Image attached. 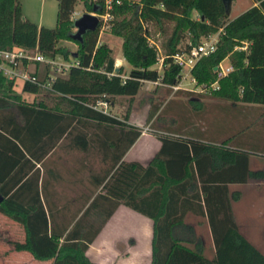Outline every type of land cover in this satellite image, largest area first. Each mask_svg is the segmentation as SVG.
I'll list each match as a JSON object with an SVG mask.
<instances>
[{"label":"trees","instance_id":"1","mask_svg":"<svg viewBox=\"0 0 264 264\" xmlns=\"http://www.w3.org/2000/svg\"><path fill=\"white\" fill-rule=\"evenodd\" d=\"M78 1L58 0L57 24L48 27L26 18L20 0H0V49H38L71 63L66 75L56 74L52 80L36 72L45 85L24 83L22 91L44 92L53 103L45 98L26 101L15 82L0 74V212L25 228L26 240L17 249L52 258V264H98L87 250L123 203L154 221L151 264H264V252L241 231L233 208L241 191L232 190L231 184L264 179V168L251 169L247 145L233 143L235 137L220 141L207 132H168L159 136L161 146L149 163L127 161L123 157L141 128L129 123L128 116L122 119L94 107L99 99L111 106L117 96H134L145 80L177 83L182 67L174 55L218 31L217 49L192 70L197 85L227 100L264 104V0H255L234 18L223 0H113L110 8L106 0H82L101 18L82 41L72 37ZM107 14L112 32L124 38L129 73L116 65L113 48L100 41ZM169 22L174 27L161 55L151 42L150 26L166 29ZM187 34L193 42L183 48ZM61 40L79 47L71 51L58 46ZM226 58L233 69L218 79L215 67ZM159 60L162 67H153ZM217 80L218 87H212ZM64 143L87 155L95 151L108 162L103 169L88 168L95 189L87 207L67 220H56L42 200L40 187L47 178H41L37 163L46 168L48 154ZM190 213L207 220L213 256L205 253L196 225L186 220Z\"/></svg>","mask_w":264,"mask_h":264},{"label":"rangeland","instance_id":"2","mask_svg":"<svg viewBox=\"0 0 264 264\" xmlns=\"http://www.w3.org/2000/svg\"><path fill=\"white\" fill-rule=\"evenodd\" d=\"M20 1L26 18L41 22V25L48 27H54L57 24L58 0ZM254 4H256L255 0H234L232 11L229 14L230 18H234ZM86 11L88 10L84 2L79 0L73 14L74 20ZM193 16H199L196 10L193 11ZM110 20V16L103 18L100 41L107 42L113 48L115 59L122 58L124 56L122 50L124 38L112 32ZM150 27L151 42L159 47L160 54L163 55L164 44L172 32L174 23H167L166 29H161L156 24H151ZM75 30L76 28H74ZM192 42L190 34H187L180 46L185 48L187 44ZM58 46L68 47L71 51H76L79 47L78 43L72 40H61ZM124 61L125 71L129 73L132 64L127 59ZM55 62L61 67L62 64L66 65L70 61L62 55H57ZM222 62L223 64H231L228 58ZM160 65L161 60L153 67L159 68ZM56 66L45 62L36 63L32 65V68L38 69L40 74L46 75L55 72ZM180 85L181 88H174L166 84H155L150 80H145L134 96L125 95L114 98L115 103L110 106V112L122 119L128 116V122L142 130V138L135 148L137 158L145 164L149 163L159 149V136L161 134L168 132L201 134L207 132L217 136L220 141L228 137H235L232 140L233 143L247 145L246 147L252 152L251 169L264 168V104L235 102L220 98L214 95L210 88H202L201 85L191 82L189 78L181 81ZM17 89L28 102L45 98L48 103H53L49 95L45 96L44 92L35 95L22 91L21 81H19ZM11 109L21 118L15 106H11ZM72 155L73 157H80L84 154L73 149ZM88 158L94 161L93 166L96 169L101 167L100 162H98L100 157L95 151L89 153ZM230 187L232 190L241 191V198L233 202L234 213L240 229L264 252V179L252 177L247 182L233 183ZM186 220L196 225L197 234L202 237L204 242L205 253L213 256L214 241L207 220L192 213L187 215ZM125 222H128L130 227L134 226L136 231L139 226H145V222L138 215ZM7 229L10 231L6 232ZM25 233L26 231L21 225L0 212V264H33L30 260L32 257L38 259V264H51L52 258L40 259L30 250L22 249L24 258V255L18 252L22 251L17 249V245L25 242ZM136 236L135 241L141 239L138 242H142L141 245L144 247V237L137 234ZM145 253L142 254L141 252L139 255L142 256ZM26 260L28 261L24 262ZM149 261H151L150 256H142L135 263L149 264Z\"/></svg>","mask_w":264,"mask_h":264},{"label":"crops","instance_id":"3","mask_svg":"<svg viewBox=\"0 0 264 264\" xmlns=\"http://www.w3.org/2000/svg\"><path fill=\"white\" fill-rule=\"evenodd\" d=\"M34 22L41 26V22H37L36 20ZM124 60H126L124 56L122 58H117L116 65H124ZM66 74L67 73H64V75ZM15 89L18 91L17 86ZM140 138H142V136H140L126 152L123 157L124 160H139L145 164V162L136 157L137 150L135 151V148L140 142ZM160 146L161 141L159 139V148ZM72 151L73 149L64 143L48 154V166L46 168L39 162L37 163V167L41 169V178H47L46 183L44 185L41 184L40 187L41 197L46 206L54 213L56 220H67L72 217L78 208L83 207V209H85L88 205V196L95 189L94 185L88 181V166L94 167V161L89 159L88 155L81 151L80 152L84 154L83 156L73 157ZM130 155H132V157H130ZM98 162L101 164L99 169H103L108 160L99 158ZM94 169L96 168L94 167ZM99 169L97 168V170ZM100 189L101 187L97 191H100ZM81 213L82 211L79 212L76 217L78 218ZM135 215L140 216L146 226H139L137 230L138 233L134 226L130 227L127 224L128 222H125L135 217ZM17 223L21 225L19 222ZM153 224L154 221L151 217L122 203L117 207L113 215L96 236L95 240L90 244L87 255L93 262L98 264H136V260L141 259L142 256H150L151 261H149V264H151L152 239L154 234ZM23 230H25L24 227ZM9 231V229L6 230V232ZM136 234L140 237H144V247L141 245L142 242H138L141 241V239L137 242L135 241L134 238L137 237ZM24 238L26 239V235ZM18 252L24 255L23 250ZM141 252L142 254L144 252L146 253L141 256L139 255ZM30 260L33 264H38V259L32 257ZM51 260L52 264L53 259ZM27 261L28 260L24 262Z\"/></svg>","mask_w":264,"mask_h":264},{"label":"built area","instance_id":"4","mask_svg":"<svg viewBox=\"0 0 264 264\" xmlns=\"http://www.w3.org/2000/svg\"><path fill=\"white\" fill-rule=\"evenodd\" d=\"M117 2H121V0H116ZM113 0H106L107 7L110 8L112 6ZM104 18H108L109 14L103 15ZM220 36V31L205 36L198 43L192 44L188 50L177 52L174 55V60L182 67L181 73L179 75V80L175 84H166L163 83L160 79L158 80H150L155 84H166L168 86L174 88H181L180 82L184 79L189 78L191 82L197 84V79L193 76L192 70L198 61L205 55H209L214 52L218 46V40ZM50 59V60H48ZM51 63L55 67V72L48 74V80H52L56 74L68 73V70L71 66V63H67L66 65L62 64L60 67L55 62V58H51L46 56L42 51L38 49H27L20 46H15L12 49H0V74H2L6 79L13 80L15 82L16 87L19 81L22 82V88L26 81L35 82L41 85H45L46 83H42L39 81L40 74L38 69H33L32 65L36 63ZM162 67V62L160 68ZM233 69L232 64H223L220 63L217 66V78L227 75ZM60 71V72H59ZM37 72V73H36ZM219 80L212 84V87H218ZM202 88H205L202 86ZM94 107L101 109L104 112H109L110 103L109 100L99 99L97 100Z\"/></svg>","mask_w":264,"mask_h":264},{"label":"water","instance_id":"5","mask_svg":"<svg viewBox=\"0 0 264 264\" xmlns=\"http://www.w3.org/2000/svg\"><path fill=\"white\" fill-rule=\"evenodd\" d=\"M226 7L227 14H230L232 11V5L234 0H223ZM101 23L100 15L95 11H86L80 17L74 20V25L76 30L72 34V37L76 40L82 41L83 35L88 30H95L99 27ZM217 69V66L215 67ZM0 195V200H2Z\"/></svg>","mask_w":264,"mask_h":264}]
</instances>
